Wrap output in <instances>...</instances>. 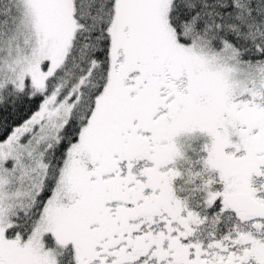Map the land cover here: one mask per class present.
I'll use <instances>...</instances> for the list:
<instances>
[{
	"label": "snow or ice",
	"instance_id": "1",
	"mask_svg": "<svg viewBox=\"0 0 264 264\" xmlns=\"http://www.w3.org/2000/svg\"><path fill=\"white\" fill-rule=\"evenodd\" d=\"M0 264H264V0H0Z\"/></svg>",
	"mask_w": 264,
	"mask_h": 264
}]
</instances>
